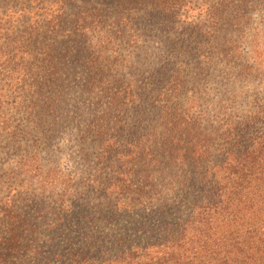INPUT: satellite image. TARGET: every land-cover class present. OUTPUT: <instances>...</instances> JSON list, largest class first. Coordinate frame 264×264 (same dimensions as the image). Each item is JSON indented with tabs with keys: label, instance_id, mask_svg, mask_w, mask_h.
Instances as JSON below:
<instances>
[{
	"label": "trees",
	"instance_id": "obj_1",
	"mask_svg": "<svg viewBox=\"0 0 264 264\" xmlns=\"http://www.w3.org/2000/svg\"><path fill=\"white\" fill-rule=\"evenodd\" d=\"M69 59L108 111L89 185L44 224ZM17 148L0 264H264V0H0V159Z\"/></svg>",
	"mask_w": 264,
	"mask_h": 264
},
{
	"label": "rangeland",
	"instance_id": "obj_2",
	"mask_svg": "<svg viewBox=\"0 0 264 264\" xmlns=\"http://www.w3.org/2000/svg\"><path fill=\"white\" fill-rule=\"evenodd\" d=\"M125 35L121 37L116 35V40H112L114 46L121 49V51L133 44V41ZM122 38L123 40L120 42ZM124 53H127V51L124 50ZM120 60H115V57H113L110 60L112 63L108 64V67L117 66V61ZM142 61H144L143 57L138 55L134 59L126 60L120 70H109L106 75L136 77L142 72V68L146 67V64L144 65ZM66 63V74L76 78L77 81L75 85L66 89L57 110L58 117L54 119L53 124L47 127L50 128L48 135L41 137L38 143V151L45 171L49 172L50 177L53 176L52 179L55 177L50 187L45 188L46 190L42 193L44 196H51L47 200L49 206L44 207L45 210L49 211L43 214V218H41L44 224L61 217L60 211L56 208L59 204L56 197L63 194L67 186L79 190L81 187L84 188L89 185L100 155L96 124L99 122L98 117L108 111L105 100L101 96H95L94 92L88 90V84L84 80L86 73L80 68V65L71 59ZM125 65L127 67L124 68ZM71 82V79L65 81L66 84H71ZM19 152H24V150L20 148L12 149L4 158L0 159V171L15 167ZM70 197L66 195L64 200L74 205L70 201Z\"/></svg>",
	"mask_w": 264,
	"mask_h": 264
}]
</instances>
